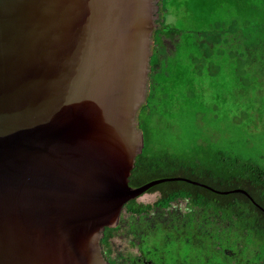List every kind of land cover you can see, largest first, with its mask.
<instances>
[{"label": "water", "instance_id": "1", "mask_svg": "<svg viewBox=\"0 0 264 264\" xmlns=\"http://www.w3.org/2000/svg\"><path fill=\"white\" fill-rule=\"evenodd\" d=\"M158 0H0V264H108L144 148Z\"/></svg>", "mask_w": 264, "mask_h": 264}, {"label": "rangeland", "instance_id": "2", "mask_svg": "<svg viewBox=\"0 0 264 264\" xmlns=\"http://www.w3.org/2000/svg\"><path fill=\"white\" fill-rule=\"evenodd\" d=\"M157 3L159 18L168 12L164 21L173 22L184 31L199 32L202 38L206 36L201 43L196 34H184L171 43L169 53H165L167 48L161 50L164 55L159 59L161 66L155 76L159 93L149 103L158 111L147 115L149 125L162 133L157 139L181 153L189 149L205 150L214 157L218 151L222 152L232 168L246 161L264 166V63L251 62L246 50L237 43L233 44L235 47L226 46V33L230 32H226V18L235 16L232 20L240 22L241 31L253 22L261 25L264 0H169L164 5L158 0ZM157 197L156 192L146 193L138 200L147 203ZM200 228L216 237V229L202 223ZM176 236L156 234L149 238L153 244L161 237L164 239L165 264H178L179 258L192 264L187 260L192 253L198 257L193 264L214 260L213 251L218 246L211 241V246L208 245L205 234H200L204 237L198 243L199 250ZM114 240L115 244L121 242L117 237ZM257 249L248 247L246 253L252 255ZM151 257L158 262L163 256L159 250Z\"/></svg>", "mask_w": 264, "mask_h": 264}, {"label": "trees", "instance_id": "3", "mask_svg": "<svg viewBox=\"0 0 264 264\" xmlns=\"http://www.w3.org/2000/svg\"><path fill=\"white\" fill-rule=\"evenodd\" d=\"M164 2L169 0H160V4L164 5ZM167 15L168 12L158 18L159 27L154 33L155 51L151 58L152 88L148 103L142 107L139 116L144 148L136 158L130 185L140 186L162 177H185L209 187L186 180L165 181L149 189L150 192L159 191L156 201L146 203L133 200L126 208L136 212L149 211L156 206L165 207L170 201L184 199L188 205H193L198 210L200 224L197 239L202 242L204 236L200 234H205L206 241H211L213 245L219 244L216 240L223 243L213 251L219 264H264V166L246 161L232 168L219 151L212 157L211 152L205 150L200 152L189 149L186 153L171 150L157 139L158 135L162 134L161 131L152 128L148 123L147 115L152 116L158 111V108L149 103L153 99L152 96L156 97L159 93L155 76L161 66L159 59L164 55L161 50L167 48L168 52L165 53H169L171 43L184 34H196L201 43L206 39V36L202 38L199 32L184 31L176 27L175 23L164 21ZM230 16L226 18V32L230 31L229 34L226 33V46L235 47L233 44L237 43L246 50V56L251 62L264 63V22L261 25L257 23L259 30L258 25L253 22V25L250 23L241 31L238 28L241 26L240 22L232 20L235 16ZM203 222L210 228H216V237L200 228ZM113 229L107 228L104 243L108 244V236L112 234ZM221 234H225V237ZM204 243L205 241L201 244ZM251 246L258 247L252 255L246 253L247 248ZM218 252L224 254L218 257Z\"/></svg>", "mask_w": 264, "mask_h": 264}, {"label": "flooded vegetation", "instance_id": "4", "mask_svg": "<svg viewBox=\"0 0 264 264\" xmlns=\"http://www.w3.org/2000/svg\"><path fill=\"white\" fill-rule=\"evenodd\" d=\"M154 49L155 41L153 54L155 51ZM151 72L149 96L152 88ZM147 103L144 105H147ZM149 189L139 197L131 199L124 204L116 226L105 227L104 234L101 238V248L108 264H165V254H163L164 239L162 237L164 235L168 236L169 234L177 235L176 239L179 238L189 244L191 242L193 245H196V250H199V240L197 239L200 224L198 210L193 205H188L186 200L178 199V201H170L165 207L156 206L149 211L143 210L142 212H136L135 210L133 211L126 208V205L133 200L141 202L138 199L146 193L156 192L159 195V191L150 192ZM202 224L205 225L206 223L203 222ZM107 228H114L112 234L108 236V244L104 243L105 234L108 231ZM210 229L213 230L216 228L213 226ZM156 234H160L162 237L158 243L153 244L149 241V238ZM222 235L225 237V234ZM116 237L120 238L121 242L115 244L114 239ZM215 242L220 243L219 240H216ZM208 245L211 246L210 241H208ZM217 246L219 247L220 244ZM159 250L163 257L157 262V260H154L151 256L154 251L158 252ZM224 252H218V257L224 254ZM196 257L197 254L195 255V253H192L187 260L191 261L193 264V262L195 263L194 259H196ZM210 259L211 258L207 261L208 264L220 263L219 261H216L217 259H215V255H213L214 260ZM178 264L188 263H184L182 259L179 258Z\"/></svg>", "mask_w": 264, "mask_h": 264}]
</instances>
